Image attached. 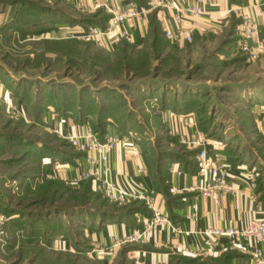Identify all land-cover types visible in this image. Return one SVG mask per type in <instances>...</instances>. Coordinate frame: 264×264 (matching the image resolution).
<instances>
[{
	"label": "rangeland",
	"instance_id": "1",
	"mask_svg": "<svg viewBox=\"0 0 264 264\" xmlns=\"http://www.w3.org/2000/svg\"><path fill=\"white\" fill-rule=\"evenodd\" d=\"M228 1L218 29L182 46L169 41L152 19L142 45L123 38L111 41L118 42L114 48L106 46L110 41L99 45L82 37L94 23L106 28L107 7L117 8L112 0L13 2L8 23L0 27V73L8 87L15 85L22 104L12 113L0 111V159L8 161L0 162V264H140L134 256L140 252L132 251L145 250L141 236L153 209L134 197L108 201L92 178L78 179L85 170L73 182L45 171L46 158L90 165L88 158L97 155L71 146L66 136L75 133L56 127L55 113L83 124L84 131L88 127L100 141L131 137L145 147L153 169L158 157L163 166L167 160L197 162L199 146L178 140L164 118L188 113L183 115L205 135L214 132L215 142L228 150L235 146L232 155L259 161L253 182L264 191V136L246 115L247 106H254L246 101L253 95L249 90L261 87L264 95V54L255 55L244 43L241 23L251 17L244 0ZM129 2L145 12L150 0L122 4ZM8 134L19 138H5ZM43 146L51 155L39 158L33 148ZM261 175L263 184L257 181ZM117 222L134 231L105 245L101 236ZM128 236L138 238L122 241ZM212 262L197 258L182 264Z\"/></svg>",
	"mask_w": 264,
	"mask_h": 264
},
{
	"label": "crops",
	"instance_id": "2",
	"mask_svg": "<svg viewBox=\"0 0 264 264\" xmlns=\"http://www.w3.org/2000/svg\"><path fill=\"white\" fill-rule=\"evenodd\" d=\"M122 1L112 0V4L117 8H122L125 6ZM167 1L170 2L171 8L161 9L148 5L143 9L145 11L143 19H135L130 23L132 43L142 45L146 41L144 39L149 34L152 19L158 23V29L161 32L174 30L172 16L175 13V4L190 5L195 0ZM12 4L0 1V27L8 23V14ZM242 5L257 26V38L264 44V0H244ZM230 7L228 0H204L203 15L195 19L192 24L186 22L184 26L193 28L192 39L196 38L194 37L196 35H206L209 31L218 29L219 22L225 21L227 10ZM110 41H114V38L111 37ZM244 43L250 45L251 50L249 48L248 50L255 55L264 54V48L257 47L252 40L245 39ZM117 44L118 42H110L106 46L114 48ZM175 44L182 46L184 41L179 39ZM9 84L10 82L5 80L0 73V111L2 113L15 112L22 104L16 93L17 89L14 88L15 85L8 87ZM253 89L249 90L253 95L246 101L254 106H247L249 110H246V115L250 116L253 121V130L264 136V95L261 87ZM178 113H165L164 118L168 127L175 132L178 140L198 145L199 150L205 148L209 155L214 154L220 158L228 168V183L233 186L235 192L221 195L218 201L203 197L200 191L194 190L203 179L199 168L194 167L193 169L188 164L184 165L182 161L167 160L158 182L157 178L160 177L158 170L150 166L148 158L146 159L147 154L145 155L142 147L131 137L120 136L116 133L118 141L109 152L106 177L123 189H137L149 195L152 207L166 216L169 221L166 225L153 224L141 236L142 242L145 243V250L132 252H140L139 255H134L140 259V264H179V259L183 256L190 259L200 258L203 261L216 260L221 254L228 252L233 253L231 264H249L251 255L248 247L241 243L230 246L226 240H220L204 231L215 227H244L251 219L264 218V191L258 190L253 182V173H259L254 170L257 169L256 165L259 161L238 159L232 155L233 151H236L235 146L232 149H226L224 143L215 142L214 133L205 135L196 124H193L191 116L183 115L188 113L182 112L183 116ZM46 115L48 116L49 112ZM52 115H55L53 118L56 119V127H62L75 134L84 131L83 124H75V120L71 117L61 120L59 114ZM234 136L241 141L239 145L245 146V140L241 138V135L234 133ZM229 146L230 144L227 147ZM45 160L47 163L45 171L49 170L52 174H58L61 179L70 182L86 170V167L89 168L85 162L75 165L68 160L63 163H58V160L52 163L47 158ZM1 161H6V159H0ZM41 167L44 169V166ZM262 177L263 175L260 176V180H257L261 184H263ZM107 227L108 230L101 236V242L105 245L111 244L119 236L131 235L134 231V227L120 222L109 224Z\"/></svg>",
	"mask_w": 264,
	"mask_h": 264
},
{
	"label": "built area",
	"instance_id": "3",
	"mask_svg": "<svg viewBox=\"0 0 264 264\" xmlns=\"http://www.w3.org/2000/svg\"><path fill=\"white\" fill-rule=\"evenodd\" d=\"M148 5L161 9L171 8V4L167 0H150ZM107 10L111 16L107 21L106 28L102 30L97 26L90 27L87 29L88 32L83 33L82 37L86 40H96L99 45L106 44L101 42L110 41L111 37L114 38V41L123 38L131 40L130 23L135 19H143L144 12L138 10L131 2L122 8L107 7ZM174 12L172 21L175 27L174 30H164L166 38L169 41L181 39L185 42H190L193 28H186L184 24L186 22H194L195 19L203 15L202 0H196L190 5L176 3ZM241 25L245 31L246 39L252 40L257 47L264 48V44L257 38L258 30L252 18L246 16L242 20ZM66 138L70 145L78 150L97 151V155H92L88 158L89 168L78 179L82 177L92 178V184L102 191L108 201L113 203H122L133 197L145 200L154 212L151 221L146 225L145 232L153 224L166 225L169 223L166 216H163L152 207L149 195L137 189H123L106 177L108 155L118 141L116 136H106L103 141H100L86 127L85 131H81L78 134H69ZM196 159L199 173L203 176V179L201 184L197 185L194 190L200 191L203 197L212 201H218L221 195L235 192L233 186L228 183V168L220 158L214 154L209 155L205 148H201L196 154ZM204 232L214 235L220 240H226L230 246L241 243L249 248L251 255L249 264H264V218L251 219L247 221L244 227H215L214 229H206ZM137 238V236H128L122 241H133V239Z\"/></svg>",
	"mask_w": 264,
	"mask_h": 264
},
{
	"label": "trees",
	"instance_id": "4",
	"mask_svg": "<svg viewBox=\"0 0 264 264\" xmlns=\"http://www.w3.org/2000/svg\"><path fill=\"white\" fill-rule=\"evenodd\" d=\"M1 2H4V3H13V2H19V1H25V0H0ZM107 18H109V17H107ZM108 20V19H107ZM107 20L105 21V23L107 22ZM91 22V21H90ZM84 23V22H83ZM90 25L92 24V23H89ZM100 24V25H99ZM94 23V25H92V27H94V26H97V25H99L100 27H102V23ZM84 26H86L87 27V25L86 24H83ZM104 26V25H103ZM16 89V88H15ZM16 93L18 94L19 92L18 91H16ZM214 133V132H213ZM13 137V138H12ZM5 138H9V139H12V140H15V139H18L19 138V136L17 135L16 137L14 136V135H12V134H8L7 135V137H5ZM33 142V141H32ZM44 148L43 149H36L35 147L33 148L34 149V151H36V153L38 154V156H39V158L41 157L42 158V156H49V155H51L50 154V149H47V147L46 146H43ZM25 149H26V147H25ZM143 149V152H146L145 151V147H143L142 148ZM198 150V149H197ZM49 152V153H48ZM146 155V154H145ZM159 155H161L162 157H164V152H163V154H159ZM146 159H147V156H146ZM1 162H8L7 160L6 161H1ZM184 163V165H190V166H192V168L194 169V167L197 169L198 168V165H197V162H195V163H191L190 161H184L183 162ZM154 167H155V169H157L158 170V176H160V174H161V170H162V168L164 167L163 165H162V160H161V158L160 157H158L157 159H155V165H154ZM152 169V168H151ZM153 170V169H152ZM160 178H161V176L160 177H158L157 178V181L159 182L160 181ZM233 253H231V252H228V253H224V254H221L220 255V257L219 258H217L216 260H212V261H214L215 263L217 262L218 264H220V263H222V264H230V262H231V255H232ZM195 261V259H190V258H188V257H185V256H183V257H181L180 259H179V264H182L183 262H194ZM214 262H212V263H214ZM212 263H210V264H212Z\"/></svg>",
	"mask_w": 264,
	"mask_h": 264
}]
</instances>
